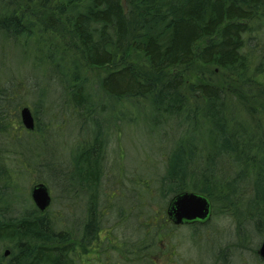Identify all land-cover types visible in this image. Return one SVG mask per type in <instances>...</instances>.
Returning <instances> with one entry per match:
<instances>
[{
	"label": "trees",
	"instance_id": "trees-1",
	"mask_svg": "<svg viewBox=\"0 0 264 264\" xmlns=\"http://www.w3.org/2000/svg\"><path fill=\"white\" fill-rule=\"evenodd\" d=\"M0 36L24 50L41 74L24 105L33 129L0 112V184L16 186L17 171L4 167L3 153L25 156L24 171L41 156L33 164L35 183L59 179L67 193L87 196L75 233L31 197L17 213L0 210V264H79L85 249L91 259L95 250L125 247L127 238L119 248L115 237L100 238L97 210L108 128L117 122L142 123L170 146L157 178L167 205L179 192H195L209 200L210 217L236 219V236L248 220L264 234V0H0ZM91 68L103 70L96 82L105 103L92 94ZM2 99L10 97L1 88ZM51 104L62 115L52 125L38 116ZM68 117L84 136L63 172L53 155ZM13 122L29 137L13 131ZM161 224L143 226L154 238ZM226 258L221 264H232Z\"/></svg>",
	"mask_w": 264,
	"mask_h": 264
},
{
	"label": "rangeland",
	"instance_id": "rangeland-1",
	"mask_svg": "<svg viewBox=\"0 0 264 264\" xmlns=\"http://www.w3.org/2000/svg\"><path fill=\"white\" fill-rule=\"evenodd\" d=\"M28 56L11 40L5 41L0 36V89L5 90V94L10 97L7 102L5 99L0 101L2 102L0 112H6L7 120L19 117L22 106H30L28 103L35 96L32 92L33 87L41 85L38 78L41 76L40 70L33 67ZM102 73L101 68H91L87 75L90 78L92 94L101 103H105L96 82L97 77ZM48 93H50L49 89L46 90V94L51 95ZM52 98L51 96L50 101ZM51 106V110L46 107L47 113L44 107L38 116L41 120L50 119L49 123L52 125L58 123L62 115H56L54 105ZM73 122L72 118L68 117L62 136H57L61 141L60 147H57L53 155L56 156L54 163L62 167L63 172L69 170L71 148H74L84 136L81 131L77 133V126L73 125ZM12 124L15 127L13 131L17 132L18 129L23 133L22 138L29 137L23 129L24 126L16 128L18 123ZM130 124L122 125L117 122V125H112L111 123L108 128L104 175L97 197L100 238L107 239V234L110 238L115 237L117 248L120 242L127 238L125 247L110 252L108 249L106 252H102V249L95 250L91 259L86 257L91 254L89 249H85L79 252V264H221L222 254H225L226 261H231L232 264H264L257 256V249L264 234L259 235L252 228L249 220L240 224L241 234L238 237V234L235 235L236 219L229 215L216 213L202 224L195 222L176 225L167 218L165 209L168 199L159 196L157 178L164 170L166 150L169 145L166 142H159L160 132H148L142 123ZM54 147L56 148V145ZM38 148L40 144H36L35 149ZM47 149H52V145H47ZM24 158L25 156L19 153H3L4 167L17 171L14 190L5 189L0 184L3 188L0 210L4 212L12 208L14 213H17L22 206V200L30 199V187L38 177L40 178V174L38 176V172H34L33 164L41 162L42 157L29 160L33 167V171L32 168L29 169L31 172L19 167L20 160ZM37 166L41 165L37 164ZM41 171V174L45 173L44 170ZM1 177L4 178L3 175ZM2 182L5 180L0 179V183ZM47 186L51 196L48 212L58 217L63 226L69 225L73 232H79L78 229L85 220L87 196L84 197L75 190H69L70 192L67 193L59 179ZM145 221L152 225L160 221L161 234L151 238L144 230ZM142 228L143 231L140 230ZM241 235L244 237L242 238ZM116 239L120 241L116 242ZM139 239L142 241L139 242ZM138 245L141 247L136 248ZM97 252L99 254L96 255Z\"/></svg>",
	"mask_w": 264,
	"mask_h": 264
},
{
	"label": "water",
	"instance_id": "water-1",
	"mask_svg": "<svg viewBox=\"0 0 264 264\" xmlns=\"http://www.w3.org/2000/svg\"><path fill=\"white\" fill-rule=\"evenodd\" d=\"M20 120L26 129H33L34 119L28 106L21 107ZM30 197L40 211L46 210L50 205L49 189L42 182L34 183L30 187ZM210 210L211 204L205 196L191 191H182L171 197L166 208V214L174 224L196 221L205 223L210 218ZM257 253L264 259V237L260 242ZM4 254H8L7 249Z\"/></svg>",
	"mask_w": 264,
	"mask_h": 264
},
{
	"label": "flooded vegetation",
	"instance_id": "flooded-vegetation-1",
	"mask_svg": "<svg viewBox=\"0 0 264 264\" xmlns=\"http://www.w3.org/2000/svg\"><path fill=\"white\" fill-rule=\"evenodd\" d=\"M210 213H211V210H210ZM167 216V215H166ZM197 222V221H196ZM198 223H200V222H198Z\"/></svg>",
	"mask_w": 264,
	"mask_h": 264
}]
</instances>
